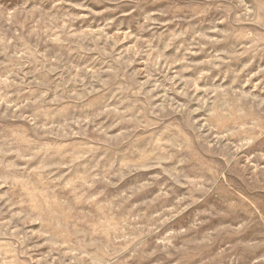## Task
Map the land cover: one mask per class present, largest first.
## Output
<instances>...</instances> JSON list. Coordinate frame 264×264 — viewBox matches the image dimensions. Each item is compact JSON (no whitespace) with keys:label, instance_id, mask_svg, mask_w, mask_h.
<instances>
[{"label":"rangeland","instance_id":"374dc122","mask_svg":"<svg viewBox=\"0 0 264 264\" xmlns=\"http://www.w3.org/2000/svg\"><path fill=\"white\" fill-rule=\"evenodd\" d=\"M0 264H264V0H0Z\"/></svg>","mask_w":264,"mask_h":264}]
</instances>
